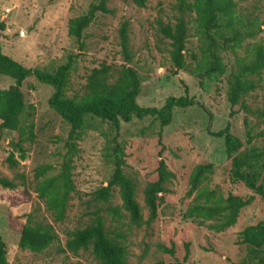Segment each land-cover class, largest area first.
<instances>
[{"label": "rangeland", "instance_id": "1", "mask_svg": "<svg viewBox=\"0 0 264 264\" xmlns=\"http://www.w3.org/2000/svg\"><path fill=\"white\" fill-rule=\"evenodd\" d=\"M194 2L195 0H188ZM237 17L242 23L260 25L264 22V0H234ZM100 0H0V25L3 24L6 39L1 43L2 52L23 66L54 73L73 57L64 97L79 102L89 93L90 76L95 70L109 67V84L117 82L124 63L120 29L129 24V45L132 67L138 72L142 89L137 99L143 107L161 108L171 97L185 95L202 103L206 110L192 107L175 109L172 123L162 128L159 120L124 126L122 145L125 150V174L136 184V200L145 221L149 209L145 202V189L155 177L158 161L159 134L163 133L166 150L164 157L169 170L175 174L166 187L171 191L167 205L150 225H131L128 214L117 222L111 213H103L110 235L118 237L127 247L129 264H232L238 256L239 233L252 222L246 216L237 223L220 230L219 221H202L186 216L189 209L204 203L201 190L215 191L209 202L225 205L221 199V173L219 167L226 162L225 139L214 133L230 124L231 132L247 145L248 132L252 146L264 151V115H248L240 105L233 107L227 99L231 75L238 72L243 63L254 58L255 47L264 46V31L253 38L227 49H217L225 67L223 75L204 78L199 84V74L209 64V41L199 32L196 14L189 18L186 68L177 76L168 73L172 65L171 40L160 31V24H175L178 16V0H147L139 7L127 0H108L111 13L99 14L84 33V48L79 51L78 41L69 35L71 19L86 14ZM1 29V27H0ZM231 35L229 29H221L216 35L221 47L224 38ZM259 86L245 97V103L253 110H264V71L254 78ZM14 84L8 76L0 75V89L7 90ZM26 109L22 125L26 126L27 141L23 147L27 158L11 167L8 157L13 153V142L18 132H0V178L13 181L15 188L0 184V236L7 245L9 264H97L92 249L72 252L67 249L71 233L84 229L96 218L101 203L94 200V193L109 180L114 172L112 157L113 136L108 124L94 117L86 118L85 132L77 141L72 165L74 190L70 195L66 217L57 221L45 201L36 191L39 179L36 171L43 165L52 166L46 177L60 173L65 158V141L70 126L54 111L49 100L55 89L40 83L34 76L25 80L23 88ZM248 119V127L245 119ZM1 123V122H0ZM264 162V160H263ZM204 164L213 168L205 173L199 190H193L191 176ZM262 164V163H261ZM247 193L246 190L242 192ZM110 204L122 207L120 190L116 187ZM109 206V205H106ZM26 224L51 226L57 235L52 245L41 253L18 246L19 234ZM175 243V254L164 251ZM190 252L185 260V245Z\"/></svg>", "mask_w": 264, "mask_h": 264}, {"label": "trees", "instance_id": "2", "mask_svg": "<svg viewBox=\"0 0 264 264\" xmlns=\"http://www.w3.org/2000/svg\"><path fill=\"white\" fill-rule=\"evenodd\" d=\"M139 7H145L147 0H127ZM108 0H100L92 5L89 11L69 22V35L79 43V51L84 48V33L95 21L99 14L111 13L107 7ZM178 16L175 24H160L161 33L171 40L172 65L168 73L177 76L186 68L187 40L189 37V18L196 14L199 32L209 41V64L199 74V84L203 86L204 78L215 74L223 75L225 67L217 49H227L241 43L246 38H253L264 31V22L256 25L250 22L242 23L237 17V3L234 0H178ZM0 75L8 76L14 84L7 90L0 89V132H18L19 138L13 142L14 151L8 157L11 167H16L19 161L15 158V151L20 154L21 160L27 158L23 143L27 141L26 126L22 125V117L26 109L25 95L22 90L24 82L34 76L40 83L52 86L55 92L49 100L50 107L69 124L70 130L65 141V158L61 164V171L54 176L46 177L52 166L43 165L36 171L39 182L36 191L45 201L47 208L53 212L57 221H63L70 195L74 190L72 180V165L69 157L74 156L79 141L84 132L87 117L101 119L108 124L110 134L113 136L112 157L114 172L109 180L94 193V200L101 203L93 222L84 229H77L71 233L67 242V249L78 252L81 249H92L97 264H129L127 247L123 245L117 235L112 237L106 226L103 213H111L119 222L124 218L122 209L128 214L131 225H150L159 216L160 211L167 205V198L171 191L166 184L173 178L164 157L166 150L162 131L159 134L158 161L155 168V177L145 189V202L149 209V218L145 221L142 209L136 200V184L125 174V150L122 145V132L124 126L147 121L161 122L162 128L169 126L174 119L175 109L187 110L206 107L189 97L188 88L181 97H169L161 108L143 107L137 99L141 93L142 81L138 72L132 67V53L129 45V24L124 22L120 29L121 48L124 63L119 79L109 84V67L95 70L90 76L89 93L79 102L64 97V90L69 72L72 68L73 57L54 73L43 72L23 66L18 61L5 55L1 43L6 39L4 25H0ZM229 29L231 35L224 38L220 47L216 35L221 29ZM264 71V46L255 47L254 58L240 65L237 73L231 75L228 83L227 99L233 106L240 105L248 115H264L263 111L253 110L245 103V97L254 92L259 83L254 78ZM248 127V119H245ZM214 136L225 139L227 160L220 167L221 173V199L225 205L211 203L209 200L216 196L215 191L209 189L199 192L205 197L204 203L191 207L186 216L202 221H219L216 225L220 230L237 223L238 219L246 216L252 220L240 233L237 240L238 256L232 264H264V151L252 146V135L248 132L249 140L245 145L230 130V124ZM264 140V132L259 133ZM262 163V164H261ZM213 165L198 166L191 176L193 190L200 189L202 179H208L206 172ZM0 184L6 188H15L17 185L6 178H0ZM118 187L122 199V207L110 204L114 189ZM244 190L247 193H242ZM109 205V206H106ZM57 239L51 226L42 224H26L23 226L18 239L21 249H28L36 253L47 250ZM164 251L174 255L175 243L164 247ZM190 252V245H185V260ZM0 264H9L7 258V245L0 236ZM156 264H168L160 261Z\"/></svg>", "mask_w": 264, "mask_h": 264}]
</instances>
